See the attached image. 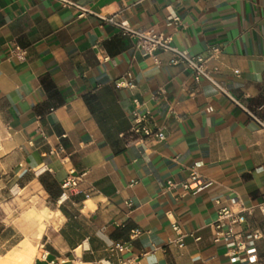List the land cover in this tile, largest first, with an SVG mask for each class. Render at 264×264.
<instances>
[{"label": "crops", "instance_id": "crops-1", "mask_svg": "<svg viewBox=\"0 0 264 264\" xmlns=\"http://www.w3.org/2000/svg\"><path fill=\"white\" fill-rule=\"evenodd\" d=\"M71 1L89 13L0 0V264L23 244L36 251L28 264H95L117 242L130 249L111 264H231L211 230L222 207L247 210L238 231L259 233L237 264H264V131L169 54L157 64L100 19L122 12L132 28L172 36L191 55L217 50L216 79L264 119V0ZM15 45L25 60L11 56ZM128 73L135 88L118 87ZM135 109L165 140L134 133ZM197 163L210 184L186 190ZM73 169L85 173L83 192L63 194ZM13 191L21 197L9 201ZM14 203L30 219L13 217Z\"/></svg>", "mask_w": 264, "mask_h": 264}, {"label": "built area", "instance_id": "built-area-1", "mask_svg": "<svg viewBox=\"0 0 264 264\" xmlns=\"http://www.w3.org/2000/svg\"><path fill=\"white\" fill-rule=\"evenodd\" d=\"M64 6H72L81 11L80 16L89 13V10L83 6L72 2L71 0H57ZM122 12L111 16H100V19L107 24H111L118 28L122 35L135 40V50L142 53L143 56H149L154 59L158 64V53L164 52L170 55V63L172 65L183 64L192 72V75L197 83L204 80L210 83L220 93L231 98L238 106H240L248 116L258 125V127L264 131V119H262L256 112H253L245 108L241 103L235 100L226 90L225 86L216 79V75L219 73L218 67H210L209 61L215 55L217 50H213V55L210 57H204L202 55H191L173 45L172 36H168L155 31L136 30L123 22L121 17ZM168 23L173 26H179L181 19L175 13H170L168 16ZM11 56L17 57L20 60H25L26 50L18 45H15L11 49ZM109 58L107 55L101 54L99 60L101 62L107 61ZM238 74V71H234ZM118 87H127L134 89L135 84L131 79V75L126 74L120 82L117 83ZM137 106L138 102L134 101ZM135 109L132 114L134 117L133 131L135 134L143 135L144 137H152L157 141L165 140V134L161 130H153L144 123L147 122V116H140ZM201 163H197L191 171L189 178L182 184L184 189H194L199 191L207 187L210 183L202 180L197 172V169L201 166ZM85 173L76 172V170H70L69 174L62 184V189L66 192L82 193L81 184L84 181ZM176 184L169 182V187H175ZM88 198L89 195L86 194ZM219 203V202H218ZM233 204H238L237 200H232ZM127 206L132 207V203L128 202ZM259 210L264 217V204L259 206ZM247 210L241 209L234 211L231 207H222L218 211L217 219L211 224V230L213 233V241L216 244H222L225 249V256L229 259L231 264H237L248 260V256L252 255L255 247V242L259 238L258 232H240L238 228L245 222V214ZM176 231H179L177 226L174 227ZM139 230H134L131 233V238H136L140 235ZM130 249L129 244L123 242H117L110 245L107 248L109 258L101 260L95 264H111V257L114 255H123ZM55 264L54 262H51Z\"/></svg>", "mask_w": 264, "mask_h": 264}, {"label": "rangeland", "instance_id": "rangeland-1", "mask_svg": "<svg viewBox=\"0 0 264 264\" xmlns=\"http://www.w3.org/2000/svg\"><path fill=\"white\" fill-rule=\"evenodd\" d=\"M11 196H12V198H10L9 201H12V200H15V199L21 197V195L19 194L18 191H13V192L11 193ZM14 202H15V201H14ZM21 204H22V203H21ZM21 204H20V208L15 207V206H16L15 203L12 204V205H9L11 209H12V207L14 206L15 209H16V211H18V213H15V214L13 215V217H18L19 215L22 214V217L26 218V220H27V219H30V216L24 215L23 212H21V211H23L24 208H25V207L23 208V207H22L23 205H21ZM26 209H27V208H25L24 211H27ZM43 216H44V213H42V214L40 215V218H39V220H40V224H39L38 228H39V227H40V228H41V227H44V228H43V233H44L45 228H46V225H47V223H48V218L42 220V219H43ZM41 223H43V224H41ZM37 230H38V229H37ZM41 232H42V230H40L39 232L37 231V233H36V241H37V242H39V240H40V238H41V236H42V235H41V236L38 235V234L41 233ZM43 233H42V234H43ZM35 252H36V251H35V250H32V248H31L28 244H23L22 246H20V248H16L13 252H11V253L6 257V259H4V260H5V262H7L8 264H10L12 261H17V262H19L20 264H28V263L31 262V260H33V258L35 257Z\"/></svg>", "mask_w": 264, "mask_h": 264}]
</instances>
